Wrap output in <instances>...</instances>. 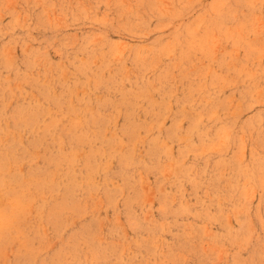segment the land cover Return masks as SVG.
<instances>
[{"label": "rangeland", "instance_id": "1", "mask_svg": "<svg viewBox=\"0 0 264 264\" xmlns=\"http://www.w3.org/2000/svg\"><path fill=\"white\" fill-rule=\"evenodd\" d=\"M0 264H264V0H0Z\"/></svg>", "mask_w": 264, "mask_h": 264}]
</instances>
